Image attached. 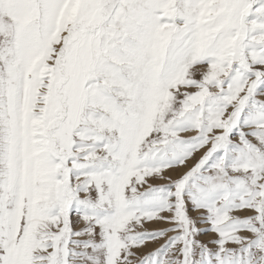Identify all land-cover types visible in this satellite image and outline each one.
<instances>
[{"label":"snow or ice","instance_id":"snow-or-ice-1","mask_svg":"<svg viewBox=\"0 0 264 264\" xmlns=\"http://www.w3.org/2000/svg\"><path fill=\"white\" fill-rule=\"evenodd\" d=\"M0 264H264V0H0Z\"/></svg>","mask_w":264,"mask_h":264}]
</instances>
